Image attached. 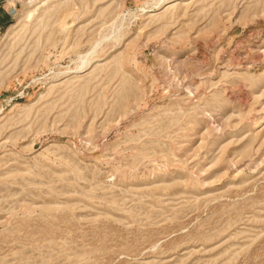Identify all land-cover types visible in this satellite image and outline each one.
I'll list each match as a JSON object with an SVG mask.
<instances>
[{"label":"rangeland","instance_id":"obj_1","mask_svg":"<svg viewBox=\"0 0 264 264\" xmlns=\"http://www.w3.org/2000/svg\"><path fill=\"white\" fill-rule=\"evenodd\" d=\"M0 5V264H264V0Z\"/></svg>","mask_w":264,"mask_h":264},{"label":"built area","instance_id":"obj_2","mask_svg":"<svg viewBox=\"0 0 264 264\" xmlns=\"http://www.w3.org/2000/svg\"><path fill=\"white\" fill-rule=\"evenodd\" d=\"M5 2L9 4V9H8V11H10V10H14L16 0H5ZM0 8H3V6L0 5ZM8 13H9V12H8Z\"/></svg>","mask_w":264,"mask_h":264},{"label":"bare ground","instance_id":"obj_3","mask_svg":"<svg viewBox=\"0 0 264 264\" xmlns=\"http://www.w3.org/2000/svg\"><path fill=\"white\" fill-rule=\"evenodd\" d=\"M27 14V13H26ZM29 14H30V11H29Z\"/></svg>","mask_w":264,"mask_h":264}]
</instances>
